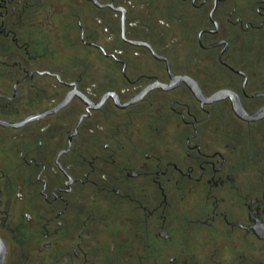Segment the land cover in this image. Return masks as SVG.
<instances>
[{"label": "flooded vegetation", "instance_id": "obj_1", "mask_svg": "<svg viewBox=\"0 0 264 264\" xmlns=\"http://www.w3.org/2000/svg\"><path fill=\"white\" fill-rule=\"evenodd\" d=\"M0 264H264V0H0Z\"/></svg>", "mask_w": 264, "mask_h": 264}]
</instances>
